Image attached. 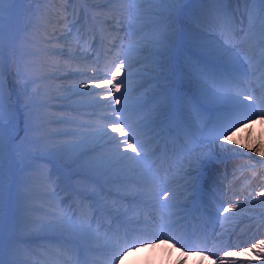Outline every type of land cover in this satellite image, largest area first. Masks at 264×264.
Returning <instances> with one entry per match:
<instances>
[{
    "label": "snow or ice",
    "instance_id": "obj_1",
    "mask_svg": "<svg viewBox=\"0 0 264 264\" xmlns=\"http://www.w3.org/2000/svg\"><path fill=\"white\" fill-rule=\"evenodd\" d=\"M25 2L0 0V264H120L146 240L223 223L236 204L210 202L209 170L221 153L247 155L229 148L233 129L264 119V0H104L99 12L66 0L31 46L12 27ZM108 16L126 42L103 73H69L87 82L53 94L44 82L63 57L87 59L85 28ZM256 248L264 259V239L242 251Z\"/></svg>",
    "mask_w": 264,
    "mask_h": 264
},
{
    "label": "bare ground",
    "instance_id": "obj_2",
    "mask_svg": "<svg viewBox=\"0 0 264 264\" xmlns=\"http://www.w3.org/2000/svg\"><path fill=\"white\" fill-rule=\"evenodd\" d=\"M42 1L43 0H27L24 3L23 7L26 13V19L32 13L29 11V8L35 10L41 7L40 5ZM90 1H98L99 4L97 5L104 4V0H88L87 4L85 5H88ZM51 8L52 13L50 17L47 18L54 16L55 12L58 10L56 4H51ZM86 9L89 10V12H99L103 10L102 8L92 9V5L86 6ZM111 18L112 17H106V19H104L106 22H114V20ZM99 28L100 27L98 26L95 27L99 34L94 39L91 47L93 48L94 55L98 57V65L92 64L89 61L85 62L82 60H69V62L65 63L66 67H62L59 70V72L62 70L67 71L66 75L59 74L61 78L51 79L44 82L50 86V91H52L53 94H55V89L59 85L74 84L77 82H85L87 80L86 77H81L79 75H69L68 72H90L95 66L104 69V66L110 61V59L106 60L103 54H101L99 51L102 49V44L103 46L109 45V40L111 38L113 39L115 34L113 31H100ZM26 30L32 36L37 37V39H33L32 41H39L44 32L42 25L37 28L28 27ZM94 30H89L87 36H90L91 32L94 35ZM125 40L126 38L124 33H121L120 37L115 39V41H117V48L121 42H126ZM253 87L260 89V84L254 83ZM140 90L143 91L144 89ZM257 94L259 95L260 92L257 91ZM251 119V122L249 120H244L237 124L235 129H233L232 134V136L235 138L239 136L242 137L240 145L234 146L239 148L242 147V150L243 147L245 150L249 149V153L243 151L247 155H243L244 157L242 158H240V155L219 157L218 168H212L209 170V184L217 189L218 196L217 200L210 202H212L214 206L217 203L221 204V206L222 204H226V207L229 206L230 202L236 204V207L232 209L229 215L228 213L225 214L227 219H225L223 223H221L220 220H216L214 228L211 229L212 226H209L206 233L202 232V234H200L198 231L197 234L191 236L190 239H184L179 242L177 240H171L167 236L161 237L158 241L146 240L144 245H140L131 249L129 255L124 257L120 264H219L218 258L224 255V251H232L234 253L232 257L225 258V264H227L228 260H235L236 264H264V259H257L258 253L260 252L259 248H256L251 252L242 251V249L250 248L252 244L264 239V203H261V201H264V197L258 195L259 193L264 192V170L262 169L261 173L258 172L251 179L252 181L256 180L257 182L261 183L259 186L252 184L250 181H246L244 176L239 173L235 181L229 185L231 186L230 192L226 196H223V191L221 192V190L225 189L224 182L226 173L231 172V174H237V171L243 162L248 163V166L250 165L248 161L249 158L257 157L255 159V163L261 166V168H264V164L259 163L260 161L264 160V156L260 155L261 152H264V119H262L259 114L251 117ZM245 145H248L249 147H245ZM229 148L233 147L229 146ZM36 164L37 166L42 165L45 173H47L48 168L51 167L44 161L38 160L36 161ZM57 177H59L61 181L64 179L60 173L54 171L52 178L55 180ZM244 190H246L247 193L244 194L243 200H240V198L236 197L228 199V201L225 202L226 197L231 196L235 192ZM180 200H184L183 196H180ZM66 202L68 201L66 200ZM232 213L234 214L233 216H231ZM189 231L191 232L192 229L190 228ZM220 232L224 233L225 239L219 244L215 242V238L212 239V236L216 237L218 234H220ZM205 240L206 242L213 240L211 246L205 247V243L203 242ZM47 243L50 242L41 239H34L31 241L32 247L35 249L36 253H44V249L41 248L40 245ZM45 258L46 257L41 255H33L31 257L33 261H41V264H43ZM73 264H75V261H73Z\"/></svg>",
    "mask_w": 264,
    "mask_h": 264
},
{
    "label": "rangeland",
    "instance_id": "obj_3",
    "mask_svg": "<svg viewBox=\"0 0 264 264\" xmlns=\"http://www.w3.org/2000/svg\"><path fill=\"white\" fill-rule=\"evenodd\" d=\"M51 4H56L57 9L58 10H61V11L63 10V8L65 6H67L66 0H43L41 2V5H40L41 7L37 8V9L44 10L43 14L37 13L35 16H33V13H31L30 16L26 19V17H25V14L26 13H25L24 7H23L24 3L22 5H17V8L20 9V11L17 14L14 15V18H13V21H12V27H13V30L14 31H17L18 32V37H17L18 43H23L25 45L31 46V45H29V43H28L29 41L28 40L37 39V37L32 36L31 34H29L27 32L26 28H28V27H32V28H35L36 27L37 28V27L43 25L45 23V21H47L46 19H49L47 17H50V15L52 13ZM92 4H99V2L98 1H92V2L90 1L88 5L91 6ZM88 5H85L84 4L83 7L86 9V6H88ZM74 6L77 7L78 9L81 7V5H78V4H76ZM52 17L53 16H51V18ZM108 17H111V16H108ZM105 19H106V17H105ZM105 19L103 18V21L104 22H102V24H100V25H103V26H101L102 29L99 28V30L100 31H102V30H104V31H106V30L113 31L115 35H114V38L113 39L111 38L109 40L110 41L109 42V45L103 46V44H102V49L99 52L101 54H103V56L105 57L106 60L107 59L108 60L109 59L111 60L112 59V54L115 51H117V49H118V48H113L112 47L113 44H116L117 45V41H115V39L119 38L121 33H124V35H125V31L123 30V27L124 26H122L121 24H119L117 21L114 20L115 23L114 22H111V21L106 22ZM85 32L87 33V31H85ZM86 36L87 35H85L83 39L87 38L85 40L87 42H91L93 38L89 39V41H88V38L89 37H86ZM81 44H82V48H78L76 50L77 51H83V52H86L87 53V59H81V60L82 61H85V62L89 61L92 64L98 65L97 64L98 63L97 62L98 57L96 55H94V53L93 54L91 53L90 44L88 43L89 44V46H88L87 44H84L83 41H81ZM77 61H79V60H77ZM102 69L100 68L101 73H103V70H104V69L103 70ZM68 73H70V72H68ZM89 73L91 74V71ZM59 74L66 75L67 74V71L62 70V71L59 72ZM101 78H110V76H108V77H103L102 76ZM85 82H87V80ZM97 91H100V89H97ZM53 103H56V102L53 101ZM53 111H56V109H53ZM248 120L251 122L252 119L250 118ZM261 136H263V135H261ZM241 140H242V137L241 136H239L237 138H235L234 136H231L230 137V141H235V144H232V145H240ZM133 143H135V142H133ZM243 149H245V148L243 147ZM249 151L250 150L247 149V152H249ZM248 161H249L250 165L248 166V163H245L241 167L240 172L237 171V174H231V172L226 173V175H225V182H224V184H225V187L224 188L225 189L221 190V192L222 191L224 192L223 196H226L230 192L231 186H229V185H230V183H232V182L235 181V179H236V177H237V175L239 173H241L244 176V178H245L246 181H248V182L250 181L252 184H255L257 186H259L261 184V183L257 182L256 180H253L252 181L251 179L258 172L261 173L262 169L264 170V168H261V166L255 164V157L254 158H249ZM251 165H255V167H251ZM229 187H230V189H229ZM213 190H214V192L216 194V196H215L216 199L215 200H217L218 199L217 189L213 187ZM245 193H247L246 190L239 191V192H235L231 196L226 197L225 198V200H226L225 202H227L228 199H232V198H236V197L240 198V200H243ZM64 196H66V194ZM223 207H226V204H222L221 210L223 209ZM228 215H229V213H228ZM223 240H224V238L223 239H217V242L222 243ZM257 257L259 258L260 256H257Z\"/></svg>",
    "mask_w": 264,
    "mask_h": 264
}]
</instances>
